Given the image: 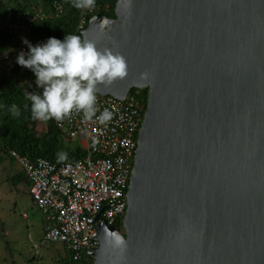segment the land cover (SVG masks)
<instances>
[{
    "label": "water",
    "instance_id": "95a60500",
    "mask_svg": "<svg viewBox=\"0 0 264 264\" xmlns=\"http://www.w3.org/2000/svg\"><path fill=\"white\" fill-rule=\"evenodd\" d=\"M83 39L127 62L98 93L147 90L123 229L92 219L91 264H264V0H116Z\"/></svg>",
    "mask_w": 264,
    "mask_h": 264
},
{
    "label": "built area",
    "instance_id": "2783aa9c",
    "mask_svg": "<svg viewBox=\"0 0 264 264\" xmlns=\"http://www.w3.org/2000/svg\"><path fill=\"white\" fill-rule=\"evenodd\" d=\"M54 8L57 14L62 12L59 4H54ZM43 16L18 15L10 26L18 34L26 33L33 21ZM88 21L83 12L70 34L83 39ZM37 43L41 42L34 41L33 45ZM105 108L113 117L104 124L95 118L85 120L82 113L75 111L61 121L50 119L85 150L80 158L57 164L11 151L21 164L29 180L28 192L43 215V241L62 243L74 257L98 248V221L92 222L97 214L107 225L123 229L126 191L145 108L132 94L121 100L97 92V116Z\"/></svg>",
    "mask_w": 264,
    "mask_h": 264
},
{
    "label": "trees",
    "instance_id": "16d2710c",
    "mask_svg": "<svg viewBox=\"0 0 264 264\" xmlns=\"http://www.w3.org/2000/svg\"><path fill=\"white\" fill-rule=\"evenodd\" d=\"M115 2L95 0L92 8L76 9L72 6V0H0V160L4 155L11 156V151L30 159L41 157L57 164L85 154V150L68 139L52 120L32 118L30 102L26 96L29 92L39 93L41 89L35 85L34 74L15 61L20 51H27L23 43L25 39L32 44L34 41L45 42L48 37L62 39L73 32L83 12L88 20L97 12L113 17ZM54 4L62 7L61 13L57 14ZM36 13H43L44 16L33 21L25 33V39L11 28L10 24L18 15L23 18ZM129 94L146 107V89L133 88ZM13 106L19 108L20 116L11 114ZM60 152L67 153L63 161L58 160L57 154ZM11 179L14 184L24 183L27 188L29 186L23 169L12 175Z\"/></svg>",
    "mask_w": 264,
    "mask_h": 264
},
{
    "label": "clouds",
    "instance_id": "9594fccd",
    "mask_svg": "<svg viewBox=\"0 0 264 264\" xmlns=\"http://www.w3.org/2000/svg\"><path fill=\"white\" fill-rule=\"evenodd\" d=\"M72 6L92 8L95 0H72ZM23 43L27 51H20L15 62L34 74L35 85L41 89L26 96L33 119L61 121L74 111L82 113L85 120L95 118L102 124L112 119L113 113L107 108L97 116V86L126 77L128 66L120 53L101 50L95 42L76 34L65 35L62 40L48 37L36 45L26 39ZM10 111L13 116H20L19 108L13 106ZM57 157L63 161L67 153L60 152Z\"/></svg>",
    "mask_w": 264,
    "mask_h": 264
},
{
    "label": "rangeland",
    "instance_id": "374dc122",
    "mask_svg": "<svg viewBox=\"0 0 264 264\" xmlns=\"http://www.w3.org/2000/svg\"><path fill=\"white\" fill-rule=\"evenodd\" d=\"M21 169L12 156L0 160V264H64L70 253L60 242L43 241L41 211L26 185L11 179Z\"/></svg>",
    "mask_w": 264,
    "mask_h": 264
},
{
    "label": "flooded vegetation",
    "instance_id": "af4514ba",
    "mask_svg": "<svg viewBox=\"0 0 264 264\" xmlns=\"http://www.w3.org/2000/svg\"><path fill=\"white\" fill-rule=\"evenodd\" d=\"M70 257L71 259L66 260L64 264H91L93 261V258L87 254H82L79 257H74L70 254Z\"/></svg>",
    "mask_w": 264,
    "mask_h": 264
},
{
    "label": "crops",
    "instance_id": "0c3cea01",
    "mask_svg": "<svg viewBox=\"0 0 264 264\" xmlns=\"http://www.w3.org/2000/svg\"><path fill=\"white\" fill-rule=\"evenodd\" d=\"M43 226H44V224H43Z\"/></svg>",
    "mask_w": 264,
    "mask_h": 264
}]
</instances>
